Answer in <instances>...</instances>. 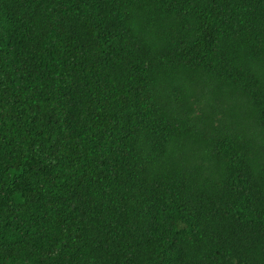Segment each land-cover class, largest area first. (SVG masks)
<instances>
[{"label": "trees", "instance_id": "16d2710c", "mask_svg": "<svg viewBox=\"0 0 264 264\" xmlns=\"http://www.w3.org/2000/svg\"><path fill=\"white\" fill-rule=\"evenodd\" d=\"M0 264H264V0H0Z\"/></svg>", "mask_w": 264, "mask_h": 264}]
</instances>
